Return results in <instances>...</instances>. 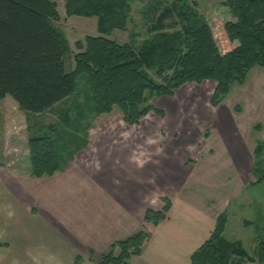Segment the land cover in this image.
<instances>
[{"label":"trees","instance_id":"obj_1","mask_svg":"<svg viewBox=\"0 0 264 264\" xmlns=\"http://www.w3.org/2000/svg\"><path fill=\"white\" fill-rule=\"evenodd\" d=\"M134 0H65L66 14L96 16L99 35L77 41L75 67L66 69L68 44L55 25L59 19L53 0H0V98L12 96L19 108L43 113L77 90L84 76L88 109L75 117L61 114V121L38 123L29 138L30 174L40 178L64 169L87 143V129L94 117L114 106L123 119L137 124L150 110L144 105L154 96L172 95L187 82L214 80L211 103L219 105L233 83L244 84L249 71L264 67V0H225L231 20L216 22L220 40L206 17L190 0H149L144 20L149 36L139 45L135 35L120 43L108 35L126 29ZM176 16L179 29L169 30L165 20ZM154 74L160 80L154 78ZM83 120L88 122L82 123ZM32 124L29 130H33ZM264 140L257 144L252 170L264 181ZM172 200L164 198L161 209L147 208L144 220L158 224L169 217ZM228 214L221 212L209 238L191 255L190 264H239L255 261L241 240L226 236ZM150 235L140 230L115 241L98 264H130L142 253ZM264 264V240L258 250Z\"/></svg>","mask_w":264,"mask_h":264},{"label":"rangeland","instance_id":"obj_2","mask_svg":"<svg viewBox=\"0 0 264 264\" xmlns=\"http://www.w3.org/2000/svg\"><path fill=\"white\" fill-rule=\"evenodd\" d=\"M53 1L59 12V19L54 23L68 44L65 59L66 69L70 71L75 67L74 55L79 51L76 42L84 41L87 35H99L97 17L68 16L65 0ZM223 1L190 0L206 17L218 41L221 40L216 22L232 17ZM148 3L149 0L132 1L127 28H115L108 37L125 43L136 34L133 41L139 45L150 32V22L144 20ZM165 24L169 30L182 27V22L174 15L168 17ZM215 83L210 79L201 83L187 82L172 95L152 97L144 105L151 104L162 113L150 110L137 124L125 122L122 109L114 106L111 112L91 119L90 127L115 131L112 138L118 141L112 144L123 146L125 152L128 149L127 156L135 163L125 166V174H130L128 170L132 167L139 172L147 185L142 187V193L155 205L164 201L165 194L176 200L183 213L185 205H191L194 216L226 211V236L241 240L245 249L256 256L253 262L237 259L238 263L262 264L258 250L264 240V181L257 182L252 167L256 146L264 140V67L252 68L244 84L233 83L229 94L217 106L211 103ZM84 84V76H79L73 94L39 114L21 110L12 96L0 98V165L17 169L20 174L30 172L28 141L31 134L38 131L39 122L54 123L61 121L63 113L75 117L78 110L86 111L88 100ZM30 124L33 130H29ZM131 146L135 148L129 149ZM14 183L7 188L15 193ZM71 226L76 232L71 231L69 235L68 228L65 229L72 248L83 252L84 235L77 232V224L76 228L74 223ZM141 229L150 234L146 226L139 231ZM98 255L97 260L101 258Z\"/></svg>","mask_w":264,"mask_h":264},{"label":"crops","instance_id":"obj_3","mask_svg":"<svg viewBox=\"0 0 264 264\" xmlns=\"http://www.w3.org/2000/svg\"><path fill=\"white\" fill-rule=\"evenodd\" d=\"M113 136L108 128H88L87 143L51 176L37 178L0 165V264H98V254L142 226L150 238L130 264H190L223 210L194 216L191 205L183 213L164 194L162 199L172 200L169 217L158 224L146 222L145 210L161 209L164 201L155 205L142 193L146 184L134 167L125 174V166L135 163L128 149L112 144L118 141ZM12 182L16 194L7 188ZM71 223L84 235V254L72 248L69 235L76 231Z\"/></svg>","mask_w":264,"mask_h":264}]
</instances>
